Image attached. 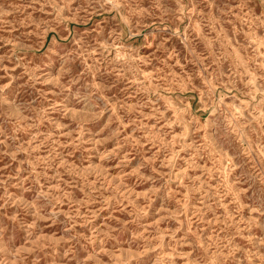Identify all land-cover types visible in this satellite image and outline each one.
<instances>
[{
    "label": "rangeland",
    "instance_id": "1",
    "mask_svg": "<svg viewBox=\"0 0 264 264\" xmlns=\"http://www.w3.org/2000/svg\"><path fill=\"white\" fill-rule=\"evenodd\" d=\"M0 264H264V0H0Z\"/></svg>",
    "mask_w": 264,
    "mask_h": 264
}]
</instances>
